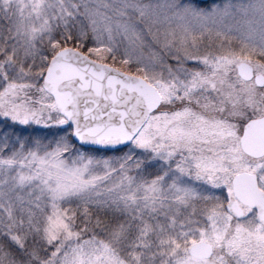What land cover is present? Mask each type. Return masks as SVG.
I'll return each mask as SVG.
<instances>
[{"label":"snow or ice","instance_id":"obj_1","mask_svg":"<svg viewBox=\"0 0 264 264\" xmlns=\"http://www.w3.org/2000/svg\"><path fill=\"white\" fill-rule=\"evenodd\" d=\"M0 264H264V0H0Z\"/></svg>","mask_w":264,"mask_h":264}]
</instances>
